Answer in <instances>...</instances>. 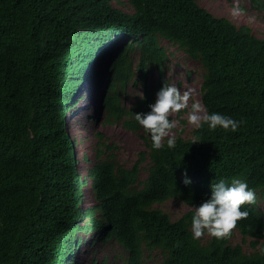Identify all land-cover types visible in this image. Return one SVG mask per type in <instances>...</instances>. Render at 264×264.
<instances>
[{
  "label": "trees",
  "instance_id": "trees-1",
  "mask_svg": "<svg viewBox=\"0 0 264 264\" xmlns=\"http://www.w3.org/2000/svg\"><path fill=\"white\" fill-rule=\"evenodd\" d=\"M127 1L131 12L111 0H0V264H68L76 231L93 228L126 250L127 264H144L155 249L161 264H264L255 204L242 206L249 215L236 226L253 237L251 252L230 238L194 240L191 231L212 183L240 179L264 191V37L197 0ZM249 3L264 19V0ZM161 38L201 62L206 112L243 121L237 131L205 123L191 138L177 134L174 148L153 149L135 114L151 111L171 84ZM101 56L109 58L98 84L104 122L139 132L144 148L125 166L116 143L95 131V202L82 207L87 179L66 107ZM130 87L140 91L127 102ZM171 197L193 208L174 219L155 206Z\"/></svg>",
  "mask_w": 264,
  "mask_h": 264
},
{
  "label": "rangeland",
  "instance_id": "rangeland-1",
  "mask_svg": "<svg viewBox=\"0 0 264 264\" xmlns=\"http://www.w3.org/2000/svg\"><path fill=\"white\" fill-rule=\"evenodd\" d=\"M112 3L125 11L131 12L133 8L127 0H111ZM211 12L219 16H226L235 24H248L253 32L264 37V19L258 11L250 6L249 0H197ZM239 12L235 13L234 9ZM121 41V40H119ZM168 59L165 63V74L172 85H175L183 93L190 91L191 99L189 107L179 114L170 117L177 121L174 134H181L184 138L193 136V125L188 123V113L191 111L193 102L201 100V84L204 77V68L201 62L172 41L161 38ZM109 58L101 56L92 63L89 77L80 86L73 100L66 107V119L69 131L74 139L79 171L86 176V191L83 195L82 207L92 205L95 200L91 188V176L88 169L93 163L96 136L95 131L101 130L104 135L116 143V156L120 163L130 166L135 161L138 151L144 148V142L139 132L130 130L122 126L120 122H104V112L100 106V78L102 73L106 74ZM101 74V75H99ZM155 75L153 73L152 78ZM98 84L100 86L98 87ZM140 90L136 87L129 88L127 102ZM204 106V105H203ZM205 108V107H204ZM145 170L142 175L145 176ZM256 208L264 215V191H256ZM155 206L167 211L172 218L179 217L183 212L193 208L178 198H168ZM86 217L82 216L77 223L83 224ZM77 243L73 248L68 264H127L126 250L113 238L105 239L97 229H78L75 233ZM211 236L207 233L200 238L206 242ZM251 236L243 237L237 228L231 234V243H240L246 252H251L255 248L251 245ZM162 253L159 249L151 252H144V264H161Z\"/></svg>",
  "mask_w": 264,
  "mask_h": 264
},
{
  "label": "clouds",
  "instance_id": "clouds-1",
  "mask_svg": "<svg viewBox=\"0 0 264 264\" xmlns=\"http://www.w3.org/2000/svg\"><path fill=\"white\" fill-rule=\"evenodd\" d=\"M234 12L238 13L239 9H234ZM190 99V91L182 93L175 85L165 83L157 92L155 103L149 106L151 111L135 114V119L144 131L151 134L153 149L160 150L164 147L165 141L169 148L175 147L177 137L173 130L177 127V121L171 120L170 117L187 109ZM187 119L196 129L206 123L210 130L219 127L226 132L237 131L243 123L218 113L208 114L199 102L192 103ZM198 141L193 140L192 143ZM184 183L189 184L190 181L185 179ZM255 203V192L240 179H233L230 185L224 180L212 183L210 198L195 207L191 220L193 239H200L205 233L218 240L230 238L237 222L247 219L249 215L247 211L241 210L242 206ZM261 251L264 252V249Z\"/></svg>",
  "mask_w": 264,
  "mask_h": 264
}]
</instances>
